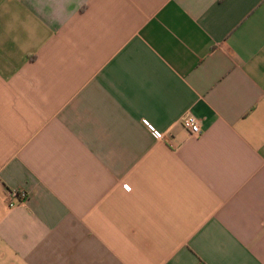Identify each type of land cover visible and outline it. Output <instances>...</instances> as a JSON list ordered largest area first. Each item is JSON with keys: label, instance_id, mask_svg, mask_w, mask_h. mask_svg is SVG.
I'll return each mask as SVG.
<instances>
[{"label": "crops", "instance_id": "crops-1", "mask_svg": "<svg viewBox=\"0 0 264 264\" xmlns=\"http://www.w3.org/2000/svg\"><path fill=\"white\" fill-rule=\"evenodd\" d=\"M0 264H264V0H0Z\"/></svg>", "mask_w": 264, "mask_h": 264}, {"label": "built area", "instance_id": "built-area-1", "mask_svg": "<svg viewBox=\"0 0 264 264\" xmlns=\"http://www.w3.org/2000/svg\"><path fill=\"white\" fill-rule=\"evenodd\" d=\"M144 124L150 130L152 136L157 140L165 139V134L161 131L156 130L148 122L144 121ZM184 127L188 130V133L192 137H199L202 133L201 121L192 115H188L183 120ZM28 199L26 191L21 189H14L7 192V202L10 208H14L17 205L23 203Z\"/></svg>", "mask_w": 264, "mask_h": 264}]
</instances>
